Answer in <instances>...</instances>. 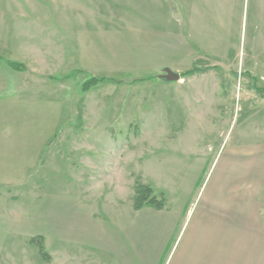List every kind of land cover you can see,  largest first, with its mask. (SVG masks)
Masks as SVG:
<instances>
[{
	"label": "rangeland",
	"instance_id": "obj_1",
	"mask_svg": "<svg viewBox=\"0 0 264 264\" xmlns=\"http://www.w3.org/2000/svg\"><path fill=\"white\" fill-rule=\"evenodd\" d=\"M255 141L264 0H0V264H124L123 222L196 207Z\"/></svg>",
	"mask_w": 264,
	"mask_h": 264
},
{
	"label": "crops",
	"instance_id": "obj_2",
	"mask_svg": "<svg viewBox=\"0 0 264 264\" xmlns=\"http://www.w3.org/2000/svg\"><path fill=\"white\" fill-rule=\"evenodd\" d=\"M223 153L196 207L193 201L177 212L151 213L156 221L123 222L135 253L124 249V264H264V141Z\"/></svg>",
	"mask_w": 264,
	"mask_h": 264
},
{
	"label": "trees",
	"instance_id": "obj_3",
	"mask_svg": "<svg viewBox=\"0 0 264 264\" xmlns=\"http://www.w3.org/2000/svg\"><path fill=\"white\" fill-rule=\"evenodd\" d=\"M10 66L12 69H14L15 71H21V66L18 64H14V63H10ZM207 69H203L201 71H198L197 69H192L186 72H183L180 74V78H184V77H189L192 76L193 74H196L198 72H205ZM103 79H96V78H91L90 80L86 81L83 84V91H88V89H90L91 87L97 85L98 83L102 82ZM134 208L136 210L140 209L141 207L147 205L150 207H153L156 210H161L164 207V202L162 200H157V198L153 195V191L146 186L143 185H137L135 188V199H134ZM31 243L34 244L38 250L40 255L45 258L44 256L45 251L43 248V244H42V238L41 237H37V238H33L31 240Z\"/></svg>",
	"mask_w": 264,
	"mask_h": 264
},
{
	"label": "water",
	"instance_id": "obj_4",
	"mask_svg": "<svg viewBox=\"0 0 264 264\" xmlns=\"http://www.w3.org/2000/svg\"><path fill=\"white\" fill-rule=\"evenodd\" d=\"M160 78L168 82H177L181 80L180 74L171 71H167L166 74L160 76Z\"/></svg>",
	"mask_w": 264,
	"mask_h": 264
}]
</instances>
